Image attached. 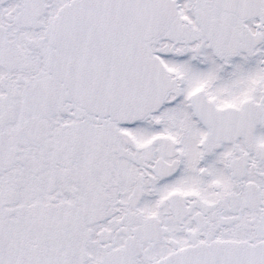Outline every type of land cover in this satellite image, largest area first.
<instances>
[{
    "label": "snow or ice",
    "instance_id": "obj_1",
    "mask_svg": "<svg viewBox=\"0 0 264 264\" xmlns=\"http://www.w3.org/2000/svg\"><path fill=\"white\" fill-rule=\"evenodd\" d=\"M0 264H264V0H0Z\"/></svg>",
    "mask_w": 264,
    "mask_h": 264
}]
</instances>
